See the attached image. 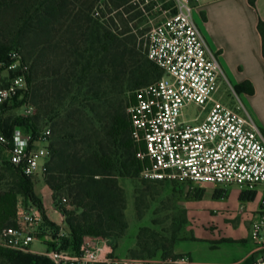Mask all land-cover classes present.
<instances>
[{
    "label": "trees",
    "instance_id": "trees-1",
    "mask_svg": "<svg viewBox=\"0 0 264 264\" xmlns=\"http://www.w3.org/2000/svg\"><path fill=\"white\" fill-rule=\"evenodd\" d=\"M98 1L0 0V57L13 49L22 54L29 66L25 102L36 109L32 116L4 118L3 126L10 137L15 126L37 133L41 121L51 122L45 183L52 190L55 208L63 214L70 232L62 247L72 251L79 250L84 235L113 239V251L116 244L129 239L127 201L119 178L141 175L148 161L137 157V151L145 146L131 136L122 96L125 88L135 90L129 95L130 105L135 102L138 89L162 76V71L138 46L135 35H111L92 18ZM113 3L118 5L121 1ZM249 3L256 6V0ZM258 31L264 57L261 19ZM234 89L237 93L244 89L250 94L254 91L248 84L236 85ZM115 147L127 153L124 161L113 157ZM0 150L5 152L2 147ZM6 165L5 172L16 182L9 187L0 183V231L15 224L22 197L24 205L40 210L41 228L57 232L59 226L48 218L35 193L33 179L7 158ZM63 192L70 196L75 209L68 210L62 204ZM136 212L139 219L144 217L137 203ZM186 224L185 214L181 223L172 225L169 231L140 226L134 245L122 257L179 258L174 246ZM14 255L24 253L0 248V257L11 259ZM39 260L53 264L47 258Z\"/></svg>",
    "mask_w": 264,
    "mask_h": 264
},
{
    "label": "built area",
    "instance_id": "built-area-1",
    "mask_svg": "<svg viewBox=\"0 0 264 264\" xmlns=\"http://www.w3.org/2000/svg\"><path fill=\"white\" fill-rule=\"evenodd\" d=\"M99 0L92 18L111 35H135L138 46L162 71V76L136 91L127 116L131 136L142 142L137 157L147 160L141 176L178 184H212L254 190L264 185V132L239 100L235 107L218 98L226 75L214 51L193 19L198 0ZM29 66L22 54L10 50L0 57V147L7 160L34 178L46 169L51 129L37 133L15 126L7 136L5 108L28 92ZM237 96L236 91L232 89ZM191 105L197 113H185ZM28 104L25 116H32ZM68 199L64 197L62 204ZM42 225L40 210L18 204L15 224L0 231V248L34 253L35 230ZM44 251L53 264H205L188 256L138 259L114 256L102 237L84 235L78 251L62 247ZM252 238L264 264V200L252 226Z\"/></svg>",
    "mask_w": 264,
    "mask_h": 264
},
{
    "label": "crops",
    "instance_id": "crops-1",
    "mask_svg": "<svg viewBox=\"0 0 264 264\" xmlns=\"http://www.w3.org/2000/svg\"><path fill=\"white\" fill-rule=\"evenodd\" d=\"M193 4L226 77L235 86L253 87L252 94L247 89L241 93L264 132V57L258 31L259 20L264 21V0H256L255 7L249 0H198ZM200 185H205L200 197L187 202V224L174 246L175 254L205 264H255L261 253L252 238V226L262 213L264 185L254 190ZM45 210L52 222L67 227L53 202ZM50 211L59 214L60 221L53 220ZM138 229L131 238L119 242L120 251L127 254ZM112 240L107 239L110 244ZM124 244L127 246L122 250Z\"/></svg>",
    "mask_w": 264,
    "mask_h": 264
},
{
    "label": "rangeland",
    "instance_id": "rangeland-1",
    "mask_svg": "<svg viewBox=\"0 0 264 264\" xmlns=\"http://www.w3.org/2000/svg\"><path fill=\"white\" fill-rule=\"evenodd\" d=\"M195 10V8H194ZM193 19L203 36L207 40L208 38L204 33L201 20L198 16H196L193 11ZM224 70V69H223ZM226 75V74H225ZM234 86L228 77L221 84V89L219 94L217 95L221 101L229 106L235 107V105L239 104V100L252 117L255 119L254 111H251L248 103L245 99V95L243 93H237V96L233 93L232 89ZM235 90V89H234ZM135 90H128L125 88V92L123 93V99L126 102L125 106V114L127 115L128 107L130 106L128 103L129 95ZM26 93H21L19 96L9 105L7 108L4 118L15 117V116H25L26 110L28 108V103L25 101ZM239 98V100H238ZM30 105V104H29ZM125 105V104H124ZM33 107V106H32ZM36 109L33 107V114H35ZM185 113L189 118L193 117L197 113V109L193 105H191L188 109H186ZM32 114V115H33ZM256 121V120H255ZM51 122L48 120L41 121L40 129L50 128ZM98 126L106 127V124H98ZM127 153L119 147L114 148L113 157L117 161H124ZM50 157V150H49ZM49 157L47 158L49 162ZM7 154L0 150V183L1 186L9 187L14 185L16 182L14 177L11 174L5 172L7 167L6 165ZM47 162V164H48ZM46 164V166H47ZM45 172L39 174L38 176L33 178L34 189L37 196L42 200L43 206L50 207L53 202V192L45 183ZM119 184L124 189L126 195V219L129 223V231L128 236L131 238L134 235L137 228L140 226H148L154 227L158 231H169L172 225H178L181 223L182 216L186 214V205L188 201H193L194 199L199 198L200 194L205 190V185H200L198 183H190V184H176L170 181L165 180H155V179H147L141 175L138 176H125L119 178ZM142 192L143 195H138L137 193ZM150 193V194H148ZM61 197H66L68 199L67 204L65 205L68 210L75 209L73 205V201L66 192L61 194ZM138 199V200H137ZM19 203H23V198H19ZM136 203L140 207L141 213L144 215L142 219L138 218V214L136 212ZM61 213V212H60ZM62 214V213H61ZM63 215V214H62ZM50 216L55 221H60V215L50 211ZM65 221V220H64ZM152 221L155 222V226H152ZM59 229L57 232H47L44 231L41 227H37L35 230V236L37 240L33 244L34 253L25 254L24 255H14L13 258L8 259L4 257H0V264H43V261L39 260V258H46L44 256V251L51 249L55 246L57 241V236L61 235V242L63 243L69 237V229L63 225H58ZM67 226V225H66ZM113 241V240H112ZM127 245L122 246V250H125ZM116 249L113 251L116 255H127L120 251L119 246L115 245ZM114 250V249H113Z\"/></svg>",
    "mask_w": 264,
    "mask_h": 264
}]
</instances>
